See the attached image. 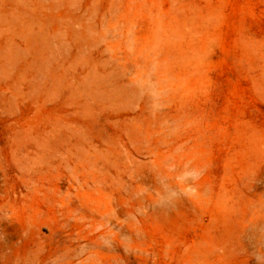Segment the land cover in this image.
<instances>
[{
	"label": "rangeland",
	"instance_id": "1",
	"mask_svg": "<svg viewBox=\"0 0 264 264\" xmlns=\"http://www.w3.org/2000/svg\"><path fill=\"white\" fill-rule=\"evenodd\" d=\"M0 264H264V0H0Z\"/></svg>",
	"mask_w": 264,
	"mask_h": 264
}]
</instances>
